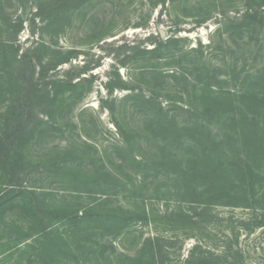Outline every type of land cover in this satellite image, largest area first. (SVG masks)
I'll list each match as a JSON object with an SVG mask.
<instances>
[{
  "label": "rangeland",
  "instance_id": "rangeland-1",
  "mask_svg": "<svg viewBox=\"0 0 264 264\" xmlns=\"http://www.w3.org/2000/svg\"><path fill=\"white\" fill-rule=\"evenodd\" d=\"M250 179L264 0H0V264H264Z\"/></svg>",
  "mask_w": 264,
  "mask_h": 264
},
{
  "label": "trees",
  "instance_id": "trees-1",
  "mask_svg": "<svg viewBox=\"0 0 264 264\" xmlns=\"http://www.w3.org/2000/svg\"><path fill=\"white\" fill-rule=\"evenodd\" d=\"M262 151V150H261ZM247 186H248V190L247 189H244L243 190V193H244V197L242 194H234L232 196V199L230 201V203L228 202H223V203H217V204H229L231 206H241V207H251L253 206V204H255L254 202H259L260 201V198L259 196L257 195L259 193V191H261L260 194H264V189H261V190H257V188L255 187L256 186V183H254V180L250 179L248 180L247 182ZM193 193L196 194V195H199V196H207L205 200H193L191 201L192 203H197V202H200L202 204H212V200L211 198L214 200L216 199L215 196H213V189H211V187H209V189L205 186L202 188V191H199L198 189H196V187L194 188L193 187ZM239 198L241 199H238V200H241V201H237V199H234V198H237L235 196H239ZM244 198V199H243ZM258 208H261V207H258Z\"/></svg>",
  "mask_w": 264,
  "mask_h": 264
}]
</instances>
